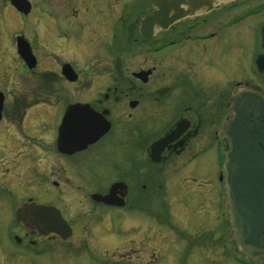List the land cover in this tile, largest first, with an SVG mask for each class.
Listing matches in <instances>:
<instances>
[{
    "label": "flooded vegetation",
    "instance_id": "1",
    "mask_svg": "<svg viewBox=\"0 0 264 264\" xmlns=\"http://www.w3.org/2000/svg\"><path fill=\"white\" fill-rule=\"evenodd\" d=\"M153 1L0 0V157L45 182L36 195L47 202L36 204L56 208L71 232L15 222L24 250L5 254L0 174V264H98L116 233L149 246L153 228L151 253L165 264L227 248L224 129L234 93L264 91V0H195L192 15L150 34L141 23ZM72 105L107 131L68 155L57 138ZM231 240L234 264H264L232 230Z\"/></svg>",
    "mask_w": 264,
    "mask_h": 264
},
{
    "label": "water",
    "instance_id": "2",
    "mask_svg": "<svg viewBox=\"0 0 264 264\" xmlns=\"http://www.w3.org/2000/svg\"><path fill=\"white\" fill-rule=\"evenodd\" d=\"M194 1L154 0L155 11L142 21V31L151 34L155 29H166L192 15L196 8ZM261 33L264 38V27ZM64 73L71 77L68 68ZM231 102L224 129L228 147L224 153L223 171L232 237L247 259L264 261V91L245 88L234 93ZM85 107L72 105L67 109L58 129L60 152L70 155L84 150L106 133L103 125L91 124L83 118ZM14 217L25 230H35L39 235L67 238L71 233L58 210L51 206L29 201L15 210Z\"/></svg>",
    "mask_w": 264,
    "mask_h": 264
},
{
    "label": "rangeland",
    "instance_id": "3",
    "mask_svg": "<svg viewBox=\"0 0 264 264\" xmlns=\"http://www.w3.org/2000/svg\"><path fill=\"white\" fill-rule=\"evenodd\" d=\"M9 163V158H5L4 160L0 157V174L4 176L2 196L5 207V215L3 221L4 224L3 228L2 226H0V229L2 228L5 254H13V252L16 250H24V248L22 247H17L12 237V234H19L21 232L20 226L16 224L13 219V212L15 208L23 203L25 196L32 197L35 203L47 202V197L40 199L36 195L41 191L40 188L42 186H45V182L39 177L35 176L33 179L32 177L29 179L30 183L27 179H24L22 177L19 178V176L15 173L13 167L9 165ZM30 186L32 188L34 187L33 192L30 190ZM213 197L217 198L218 194L214 193ZM224 217L225 227L228 230L227 248L224 249V251L214 249L211 261L209 259L204 260L203 256H200L199 253L197 254V252H194L191 256L189 264H234V260L236 261L234 257L236 251L233 241L231 240V228L229 224L227 225V216L224 215ZM180 228L182 229L183 227L180 226ZM152 230L153 231L150 232L152 236H156L159 233L155 228H153ZM166 233L167 231L164 232V235ZM132 235L133 234L126 232L116 233L113 244H111L112 242H110L108 243L109 245L106 248H100L99 251L96 252L97 260H99L98 264H165L163 263L162 257L159 256V253H156L154 255L151 253V251L156 252V249H153L154 242L151 241L152 236L150 237L149 246H147L145 245V242L141 241V236L131 237ZM101 244L105 243L101 242ZM215 247L216 246H214V248ZM125 254H129V257L125 258Z\"/></svg>",
    "mask_w": 264,
    "mask_h": 264
}]
</instances>
